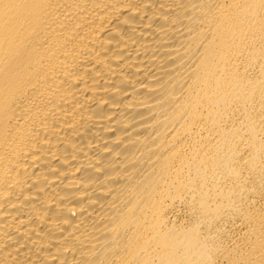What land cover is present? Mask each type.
<instances>
[{
	"label": "bare ground",
	"instance_id": "bare-ground-1",
	"mask_svg": "<svg viewBox=\"0 0 264 264\" xmlns=\"http://www.w3.org/2000/svg\"><path fill=\"white\" fill-rule=\"evenodd\" d=\"M0 264H264V0H0Z\"/></svg>",
	"mask_w": 264,
	"mask_h": 264
}]
</instances>
